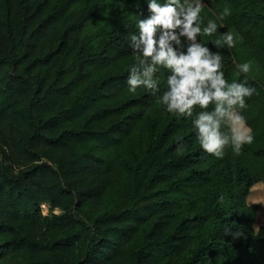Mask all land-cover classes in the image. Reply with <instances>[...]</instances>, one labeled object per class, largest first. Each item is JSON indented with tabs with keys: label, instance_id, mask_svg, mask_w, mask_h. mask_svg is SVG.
<instances>
[{
	"label": "trees",
	"instance_id": "trees-1",
	"mask_svg": "<svg viewBox=\"0 0 264 264\" xmlns=\"http://www.w3.org/2000/svg\"><path fill=\"white\" fill-rule=\"evenodd\" d=\"M224 8L198 39L228 82L245 61L262 75L253 142L216 158L191 118L127 90L144 0H0V264H264V0H206L205 23ZM230 28L234 47L211 43Z\"/></svg>",
	"mask_w": 264,
	"mask_h": 264
},
{
	"label": "clouds",
	"instance_id": "clouds-1",
	"mask_svg": "<svg viewBox=\"0 0 264 264\" xmlns=\"http://www.w3.org/2000/svg\"><path fill=\"white\" fill-rule=\"evenodd\" d=\"M144 2L149 14H140L138 34L131 36L130 46L140 58L128 71V92L143 88L156 97V103L167 113L191 118L195 138L206 153L223 158L225 149L230 147L233 154L239 155L254 139L242 114L247 99L256 93L255 87L248 83L251 63H237V76L242 78L228 82L220 52H212L198 39L201 35L211 37L218 28H223L222 21L230 14L229 10L224 8L205 23L201 15L204 0ZM211 43L221 49L232 48L234 34L221 32ZM161 69L167 70L162 92L156 76ZM194 107L201 110L194 114ZM224 231L227 233L229 229Z\"/></svg>",
	"mask_w": 264,
	"mask_h": 264
},
{
	"label": "rangeland",
	"instance_id": "rangeland-1",
	"mask_svg": "<svg viewBox=\"0 0 264 264\" xmlns=\"http://www.w3.org/2000/svg\"><path fill=\"white\" fill-rule=\"evenodd\" d=\"M205 2L206 0H204V3ZM235 34L239 36V34H237L236 31H235ZM251 197L252 198L254 197V199L261 204V207L257 213L256 225L254 226V227H257L258 225L264 224V185L260 184V187L258 189L256 188V190L254 191V195H252ZM45 207H42L43 212H45ZM55 212L58 213L59 211L55 210ZM260 256L264 260V252H260Z\"/></svg>",
	"mask_w": 264,
	"mask_h": 264
},
{
	"label": "crops",
	"instance_id": "crops-1",
	"mask_svg": "<svg viewBox=\"0 0 264 264\" xmlns=\"http://www.w3.org/2000/svg\"><path fill=\"white\" fill-rule=\"evenodd\" d=\"M208 1H210V0H208ZM227 31L234 34L235 44H237L241 41V37H239L235 34L234 29L230 28ZM248 74L252 77L258 78L259 76L262 75V71L256 66V64L251 62V71Z\"/></svg>",
	"mask_w": 264,
	"mask_h": 264
},
{
	"label": "built area",
	"instance_id": "built-area-1",
	"mask_svg": "<svg viewBox=\"0 0 264 264\" xmlns=\"http://www.w3.org/2000/svg\"><path fill=\"white\" fill-rule=\"evenodd\" d=\"M45 205H46V207H45ZM42 207H45V212L42 211ZM40 208H41V213L42 214H44V215L47 214V212H48V205L46 203H42L40 205Z\"/></svg>",
	"mask_w": 264,
	"mask_h": 264
}]
</instances>
